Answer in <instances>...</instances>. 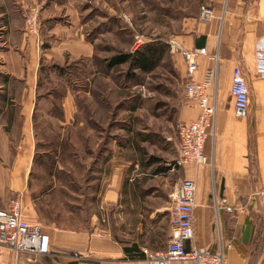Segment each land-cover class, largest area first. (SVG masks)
<instances>
[{
  "label": "crops",
  "instance_id": "1",
  "mask_svg": "<svg viewBox=\"0 0 264 264\" xmlns=\"http://www.w3.org/2000/svg\"><path fill=\"white\" fill-rule=\"evenodd\" d=\"M45 1L0 0L4 32L0 49V210H8L11 201L20 197L26 221L41 225L50 236L51 254L15 256L0 246V264H147L145 250L156 253L168 247V198L188 179L197 185L190 245L199 251H223L224 264H261L256 256L264 251V77L257 75L256 45L264 36V0H210L214 19L202 23L195 18L183 36L170 41L176 68L186 83L185 50H207L199 58L196 80H202L207 70L217 69L210 89L216 116L205 148L209 165L179 167L177 154L167 161L138 146L127 156L121 153L118 163L116 155L108 161V151L97 155L103 161L97 165L102 172L96 173L93 190L98 186L105 190L106 184L108 231L93 203L88 213L74 205L78 187L61 178L73 174V164L68 163V168L61 162L69 159L66 149L76 157L86 147L98 146L91 105L80 102L82 95H90L91 78L96 74L81 76L88 82V89L81 90L79 72L70 70L63 81L55 67L94 59L95 49L80 27L54 23L56 15L50 7L43 8ZM33 9L39 11V18L32 32L26 17ZM236 67L242 69L250 89L248 115L243 119L235 116L231 94ZM46 73L53 74L55 83L58 79L57 86ZM45 82L52 86L45 88ZM82 113L86 119H78ZM199 113L189 99L179 119L192 122ZM150 157L160 160L147 165ZM159 166L166 169L155 174ZM150 191L160 193L157 205L149 207L153 209L150 222L140 221L133 228L132 223L117 218L123 208H141ZM223 199L236 209L234 213L217 210Z\"/></svg>",
  "mask_w": 264,
  "mask_h": 264
},
{
  "label": "rangeland",
  "instance_id": "2",
  "mask_svg": "<svg viewBox=\"0 0 264 264\" xmlns=\"http://www.w3.org/2000/svg\"><path fill=\"white\" fill-rule=\"evenodd\" d=\"M209 2L210 0H48L43 5V8L53 9L56 15L52 20L54 23L80 27L86 41L95 49L96 61L93 58L77 60L71 62V68L59 65L66 71L80 72L78 66L85 67V63H88V70L97 74L91 78L90 95H82L80 102L91 105L90 115L96 122L98 146L86 147L81 153L77 151L76 157L66 149L69 159L65 157L61 160L67 167L68 163L73 164V174L61 178L63 183L70 185L73 182V186L78 187L75 188L78 189V197H74L73 203L81 210L88 213L89 205L93 203L100 212L98 206L106 194V184L105 190L98 186L94 191L93 182L98 180L96 173L102 172L97 169V165L100 166L103 162H100L99 156L105 152L108 151V161L116 155L118 163L119 158H122L121 153L127 156L133 148L139 146L140 149L144 144L149 153L166 157L167 161L172 160L175 154L178 157L176 144L172 141L177 142L178 128L182 123L179 111L189 100L185 92L187 81L176 68L174 54L171 52L153 72L137 73L136 78L131 79L127 74V66L109 71L105 68V61L118 53H132L146 43L158 40L170 43L173 38L183 36L190 28L186 25L195 18L199 21L201 7L209 5ZM46 77L56 86L59 83L58 79L54 82L53 74L46 73ZM83 83L78 84V87L87 90L88 82L85 83L87 87H83ZM45 84V88L52 86L49 82ZM84 118L87 117L83 113L78 117ZM147 137H150V142H145ZM170 139L173 140L169 141ZM109 165L112 163L108 167ZM159 195L160 193L153 195L150 191L149 195H145L141 208H123L117 213L123 219L117 218L122 223H132L133 228L140 221L150 222V212L153 209L149 207L157 205L156 198ZM122 201L125 203L127 199ZM103 202L108 210V198ZM168 212L170 216L169 209ZM99 215L102 217L101 213ZM118 219L116 221L120 222ZM256 258L262 259L261 264H264V251L263 255L258 253Z\"/></svg>",
  "mask_w": 264,
  "mask_h": 264
},
{
  "label": "built area",
  "instance_id": "3",
  "mask_svg": "<svg viewBox=\"0 0 264 264\" xmlns=\"http://www.w3.org/2000/svg\"><path fill=\"white\" fill-rule=\"evenodd\" d=\"M37 9H33L26 17V23L33 32L38 26ZM214 10L210 5H203L199 13V21L210 23L214 19ZM3 27L0 21V49L3 47ZM205 48L183 51L188 83L186 95L193 100L200 110L195 121L182 122L178 128L177 166L209 165L205 152L209 139V129L213 126L216 107L210 101V89L215 83L217 69L206 71L202 80H196L194 75L199 68V58L206 56ZM257 75L264 77V36L256 45ZM218 61V56L214 57ZM231 94L234 98L235 116L243 119L248 115L250 105V89L248 81L240 67L233 71ZM197 185L194 180H184L178 184L169 198L170 204V234L169 243L165 251L150 253L144 251L147 264H173L178 261H192L196 264H224L223 251L212 253L199 251L190 244L194 239L193 218L195 211V196ZM217 210L234 213L236 209L230 206L226 199L220 200ZM101 224L108 223L107 206L104 202L99 205ZM23 202L20 197L13 199L8 210H0V246L8 248L12 254L31 253L37 256L51 254V239L39 224H30L24 218ZM244 213V211H240ZM232 245H228L231 248Z\"/></svg>",
  "mask_w": 264,
  "mask_h": 264
},
{
  "label": "trees",
  "instance_id": "4",
  "mask_svg": "<svg viewBox=\"0 0 264 264\" xmlns=\"http://www.w3.org/2000/svg\"><path fill=\"white\" fill-rule=\"evenodd\" d=\"M170 52L171 47L169 43H166L164 40L153 41L142 45L139 49L132 53L127 52L113 55L111 58L105 61V68L110 71L125 65L127 66V74L130 75V79L131 77L136 78L137 73L149 74L153 72L160 66L167 54H169ZM93 60L96 61V58H94ZM69 68L71 67L69 66ZM78 68H80V78H82L81 76L83 75L88 76V73H90L91 75L93 74L91 69L90 71L88 70V63H85V67L84 65H82V67L78 66ZM55 69L58 71L57 74L63 79V81L66 80L67 74H71L70 70L66 71L62 66H56ZM74 71L76 73V70ZM147 141L150 142V137L146 138L145 142ZM140 150L144 152L147 151L145 148L141 149V147ZM159 160L160 159L156 157H150L146 160V162L147 165H152L156 162H159ZM165 169V167L159 166L154 170V173L159 174L161 172H164Z\"/></svg>",
  "mask_w": 264,
  "mask_h": 264
}]
</instances>
